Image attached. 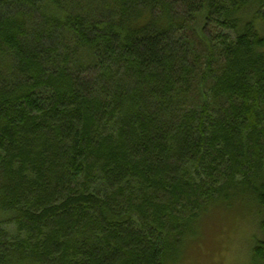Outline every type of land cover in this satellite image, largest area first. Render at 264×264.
I'll return each instance as SVG.
<instances>
[{
    "label": "trees",
    "instance_id": "1",
    "mask_svg": "<svg viewBox=\"0 0 264 264\" xmlns=\"http://www.w3.org/2000/svg\"><path fill=\"white\" fill-rule=\"evenodd\" d=\"M262 16L0 0V264H165L214 199L264 210Z\"/></svg>",
    "mask_w": 264,
    "mask_h": 264
},
{
    "label": "rangeland",
    "instance_id": "2",
    "mask_svg": "<svg viewBox=\"0 0 264 264\" xmlns=\"http://www.w3.org/2000/svg\"><path fill=\"white\" fill-rule=\"evenodd\" d=\"M254 24L264 37V16L256 18ZM209 203L208 212L199 219L198 234L193 233L178 256L169 257L165 264H253V250L263 240L260 224L264 210L252 200L223 206L218 199ZM7 219L9 216L0 210V220ZM6 228L14 239L16 230L10 225Z\"/></svg>",
    "mask_w": 264,
    "mask_h": 264
}]
</instances>
